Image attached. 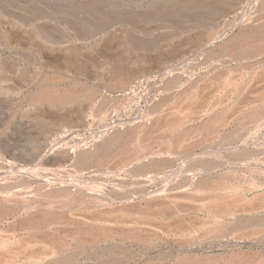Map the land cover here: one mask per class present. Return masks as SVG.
<instances>
[{
	"label": "bare ground",
	"instance_id": "bare-ground-1",
	"mask_svg": "<svg viewBox=\"0 0 264 264\" xmlns=\"http://www.w3.org/2000/svg\"><path fill=\"white\" fill-rule=\"evenodd\" d=\"M257 14L160 76L163 89L176 91L153 98L143 119L109 124L91 146L57 150L46 163L71 178L34 181L48 166L0 172V264H264V140L247 145L264 125V11ZM201 66L209 72H196ZM137 71H113L115 85H130ZM31 100H85L98 116L117 106L79 77L57 72ZM50 117L64 122L71 114ZM213 146L222 151L207 150ZM170 160L181 167L156 191L104 183L89 190L74 177L129 167L151 187Z\"/></svg>",
	"mask_w": 264,
	"mask_h": 264
},
{
	"label": "rangeland",
	"instance_id": "rangeland-1",
	"mask_svg": "<svg viewBox=\"0 0 264 264\" xmlns=\"http://www.w3.org/2000/svg\"><path fill=\"white\" fill-rule=\"evenodd\" d=\"M262 10V0H0V172L48 166L46 162L61 154L57 150L91 146L109 124L130 126L143 119L153 98L162 100L176 91L163 89L160 76L187 65L212 38L231 35L240 22ZM121 67L138 71L130 85L119 88L112 75ZM197 71L209 72L202 66ZM55 72L70 81L79 77L117 106L110 114L98 116L85 100L34 103L32 96L44 77ZM53 113L71 117L64 122L49 119ZM254 130L247 145L264 140V125ZM181 162L167 161L157 174L164 182L152 188L143 182L147 176L137 173V179L129 167L105 177L87 172L74 177L87 183L89 190L104 183L109 188L156 191L175 179ZM259 164L264 167V161ZM40 173L34 181L70 177L51 164Z\"/></svg>",
	"mask_w": 264,
	"mask_h": 264
}]
</instances>
